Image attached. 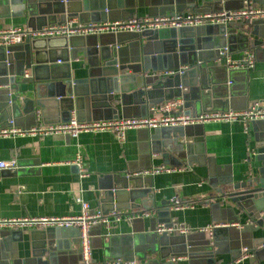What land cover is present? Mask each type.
I'll list each match as a JSON object with an SVG mask.
<instances>
[{
    "label": "crops",
    "instance_id": "1",
    "mask_svg": "<svg viewBox=\"0 0 264 264\" xmlns=\"http://www.w3.org/2000/svg\"><path fill=\"white\" fill-rule=\"evenodd\" d=\"M169 1L69 0V16L59 0H0V29H36L70 18L84 24L102 22L106 18L154 17L167 10ZM212 1L176 0V6L182 9L180 13H198L195 12L197 8H209L214 12ZM219 6L226 11L259 8L264 7V0H221ZM246 22L250 28H255L252 36L259 41L258 50L231 33L226 36V45L234 59H241L247 51L254 54V64L248 69L226 72L222 69L224 61H218L216 55L218 42L223 41V37L216 33L212 35L211 29L207 32L203 28L194 34L196 52L201 57L198 65L207 68L206 79L211 86L218 88L216 84L224 80L228 92V101L224 104L233 109H243L264 100V19ZM240 23L237 20L228 24L241 31ZM54 37H57L54 40L61 38ZM94 42V38H89L90 44ZM158 45L155 43V48L159 49ZM188 45L185 40V50ZM18 47L13 50V57L16 54L20 61L15 64V70L22 66L21 46ZM77 56L76 60H70L69 68L63 66L70 72L71 91L77 81L83 84L77 91H85L88 81L99 82L104 88L102 70L89 66L81 51ZM180 67L185 70L180 78L183 92L197 94L196 89L189 92L198 84L197 65L190 66L184 61ZM10 68L12 70L13 65ZM44 69L39 67L33 72L25 68L23 72L40 77L47 73ZM103 72L109 73L111 69L106 68ZM125 72L130 73L129 70ZM157 72L149 70L146 76L151 78ZM1 73L0 55V90L5 87L2 83L6 79ZM228 80L231 84H227ZM165 81L154 80L155 87L148 86L147 99L155 104L164 101L160 98L172 90L167 88ZM122 86L123 90H128L129 81L125 80ZM52 92L63 94L58 85ZM11 96L22 109L27 93L11 91ZM114 96L119 99V93ZM71 97L75 99L76 95ZM4 101L5 96L0 93V105ZM123 101V105L116 102L118 118L152 114L148 101H141L129 93L123 96ZM222 102L205 100L204 104H186L184 109L194 112L219 109ZM101 103L98 99L93 103L89 99H77L73 110L64 114L59 122L69 120L73 113L80 121L102 119L104 114L97 108ZM53 118L51 115L43 118L38 109L34 115L12 117L21 128H29L35 123H54ZM9 119L11 115L1 114L0 127L8 126ZM255 130L251 123L236 121L208 122L186 128L129 129L120 140L111 132H82L76 137L64 134L0 137V161L17 164L14 170L0 169V218L77 216L81 213L83 200L91 210L99 209L108 219L94 224L90 230L92 260L98 264H264L262 252L257 250L264 234L247 232L243 227L247 222L245 215L223 195L228 182L239 183L250 176V169L256 163ZM77 156L85 168L83 176L73 162ZM159 166L171 170L141 174L143 170ZM140 176L143 180L136 188L134 177ZM112 188L117 192L114 200L102 202L104 192ZM175 197L191 205L173 208L171 200ZM119 202L128 206L120 211H107L108 205ZM131 203L135 207H130ZM143 212L148 213L143 215ZM171 220L182 223L188 231L175 230L165 234L155 231L159 222ZM213 225L218 228L213 229ZM210 231H213L212 235ZM43 238L48 243L44 259L49 264H79L75 227L68 230H3L1 257L13 260L15 264H35L42 253L39 243Z\"/></svg>",
    "mask_w": 264,
    "mask_h": 264
},
{
    "label": "water",
    "instance_id": "2",
    "mask_svg": "<svg viewBox=\"0 0 264 264\" xmlns=\"http://www.w3.org/2000/svg\"><path fill=\"white\" fill-rule=\"evenodd\" d=\"M59 1L63 4L66 12L70 13L68 14L70 16L71 11L68 9L69 0ZM211 3L213 4L212 10L214 12L223 8L220 9L219 6L221 0H213ZM169 4L167 10L160 14L182 12V9L177 8L176 0H170ZM197 4L199 5V3ZM209 11V8L205 10L204 8H197L195 10L198 13ZM117 19L123 18H106L104 20ZM244 24L246 23L242 21L239 24L242 28L241 31L234 30V27L229 24H206L194 27L186 26L181 28L143 30L142 32L123 31L99 35L61 36L59 40H54L57 37H27L22 45L0 46V55L3 63V73L1 74L6 76V79L4 78L5 81L2 83L5 87L0 90V93L5 96V101L0 105V115H11L12 119V117L17 118V115H34L38 109L43 118L51 115L54 117L53 121L59 122L62 120L64 114L69 110H73L74 102L77 99H81L82 101L89 99L92 100V103L94 99H98L102 101L97 106L104 114L102 119H115L118 118L116 102L119 101L123 105V96L127 95V93L137 97L141 101H148L149 108L156 105L157 103L155 104V102H151V99H147L149 93L148 86L153 88L155 87L154 80L162 79L168 82L167 88H172V90H169L168 94L165 93L160 100L180 97L183 99L185 107L186 104H204L205 100L214 103L215 101L222 102L225 99L218 110H226L230 106L224 104L228 101V92L225 90L224 80L216 84L218 88L209 84L205 72L207 68L198 65L201 57L196 52L195 35H197L199 29L203 28L207 32L211 29L212 35L216 33L223 37V41L218 42V48H220L227 46L226 36L231 33V36L233 34L238 40L248 43L255 50H258L259 41L252 36L255 33V28H250V25L249 28H245ZM89 38H94L95 42L90 44ZM185 40L189 42L188 50L184 49ZM155 43L159 44V49L155 48ZM17 46H21L22 52V66L20 70H15V64H18L20 61H17L16 54L13 57V50ZM200 47L202 48V46ZM80 51L87 58L89 66H96L102 70L100 75L103 79L102 82L105 84L104 88H101V83L99 84V82L91 83L88 81L86 85L84 84L85 91H79V89L77 91V88L83 85L82 82L77 81L72 86L73 92L71 91L70 72L64 70L63 66L66 69L69 68L70 60H76L78 57L77 53ZM57 61L59 62L56 63ZM184 61L190 64V66L195 67L197 65L198 84L189 89L191 93L196 89L197 94L190 95L189 93L183 92L184 87L180 78L185 70L181 74L175 73L172 76L161 79L156 75L151 78L146 76L149 70L162 71L178 69ZM12 65L13 69L11 70L10 66ZM39 67H45L46 69L44 71L47 70V73L40 77L34 74L32 76H24L23 69H32L34 72ZM106 68H110L111 72H103ZM222 69H225L227 72L225 66H222ZM126 70H129L130 73H126ZM40 79L43 80L41 81ZM125 80L129 81L128 90H123L122 85ZM210 82L212 83L214 81L212 80ZM107 84H109L108 88L106 87ZM57 85L58 88L61 87L63 94L52 92V88H57ZM11 91L27 93V96L23 98L24 107L22 109L16 99L11 96ZM116 93H119V99L115 98L114 94ZM72 94L76 95L75 99L71 97ZM200 111H204V109ZM43 120L45 122V119ZM14 124L16 125L15 120ZM251 124L256 129L253 136L254 160L256 163L253 164V167L250 169V176L245 181L239 183L228 182L226 189L222 191L224 197L245 215L247 222L243 226L244 229L246 228V231L251 234L256 231L264 234V120L252 121ZM198 125L202 124L164 128H186ZM141 180H143L141 176L134 177V187L138 188ZM115 193L117 192L113 188L105 191L102 202H111L112 199L114 200ZM128 196L131 198V195ZM127 206L128 204H122V202L112 203V206L108 205L107 211L110 209L120 211ZM130 207H135V204L131 203ZM70 228L47 229L68 230ZM217 228L215 226L213 229ZM75 229L78 236V230L77 228ZM2 233L3 230L0 231V237H2ZM212 234L213 231H211ZM2 242L3 240H0V244ZM259 242L258 244L260 245L257 250L262 252L264 260V236ZM39 245L41 246L42 253L37 257L35 264H49V261L44 259V255L48 250L46 238H43ZM1 256L0 253V264H15L13 260L11 262V260L4 259Z\"/></svg>",
    "mask_w": 264,
    "mask_h": 264
},
{
    "label": "built area",
    "instance_id": "3",
    "mask_svg": "<svg viewBox=\"0 0 264 264\" xmlns=\"http://www.w3.org/2000/svg\"><path fill=\"white\" fill-rule=\"evenodd\" d=\"M264 19V7L242 8L241 10H219L217 12L204 13H164L154 17H143L132 20H105L102 22L78 23L70 18L59 24L45 25L40 28L21 29L9 27L0 29V46L17 45L27 37L46 38L54 36L71 35H99L116 32H142L143 30L194 27L206 24H228L234 21H252L253 19ZM217 60H223L227 71L251 68L255 57L250 51L245 53L241 59H234L230 55L228 46L220 47L216 51ZM184 67L178 69L162 70L155 75L158 78L169 77L175 73L181 74ZM28 76L27 71L23 72ZM227 84H231L228 80ZM152 114L139 117H119L115 119H89L78 120L73 113L69 120L54 123H35L29 128H21L9 119L8 126L0 127V137L14 136H46L64 134L76 137L82 132H111L119 140L125 136L129 129H156L164 127H177L204 124L208 122H244L251 123L256 120H264V100L254 102L243 109L227 108L226 110L208 109L194 112L184 109V101L180 97L164 100L149 108ZM79 168L80 175H85V168L79 156L73 161ZM17 164L13 161L1 160L0 169L14 170ZM151 169V170H150ZM141 171V174L149 175L161 171H170L165 166L152 167ZM173 208L190 206L191 203H184L179 198H172ZM148 212H143L146 215ZM107 222L99 209L91 210L86 201H81V213L77 216H24L17 218H0V231L12 229H47V228H70L78 230V252L80 255L79 264H98L92 260L91 227L100 222ZM220 225V224H219ZM212 227H215L213 225ZM175 230L188 231L184 225L175 220L170 222H159L155 227L158 234L170 233ZM211 232V231H210ZM246 250V249H245Z\"/></svg>",
    "mask_w": 264,
    "mask_h": 264
},
{
    "label": "trees",
    "instance_id": "4",
    "mask_svg": "<svg viewBox=\"0 0 264 264\" xmlns=\"http://www.w3.org/2000/svg\"><path fill=\"white\" fill-rule=\"evenodd\" d=\"M245 23H246V24H244V27H245V28H249L248 23H247L246 21H245Z\"/></svg>",
    "mask_w": 264,
    "mask_h": 264
}]
</instances>
